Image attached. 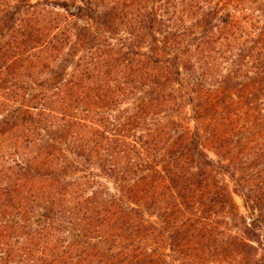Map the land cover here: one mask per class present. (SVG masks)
<instances>
[{
	"label": "trees",
	"instance_id": "obj_1",
	"mask_svg": "<svg viewBox=\"0 0 264 264\" xmlns=\"http://www.w3.org/2000/svg\"><path fill=\"white\" fill-rule=\"evenodd\" d=\"M0 264H264V0H0Z\"/></svg>",
	"mask_w": 264,
	"mask_h": 264
},
{
	"label": "rangeland",
	"instance_id": "obj_2",
	"mask_svg": "<svg viewBox=\"0 0 264 264\" xmlns=\"http://www.w3.org/2000/svg\"><path fill=\"white\" fill-rule=\"evenodd\" d=\"M236 202H237V204L240 206V213L241 214H246L247 215V212L244 210V208L242 207V203H241V201L237 198L236 199Z\"/></svg>",
	"mask_w": 264,
	"mask_h": 264
}]
</instances>
